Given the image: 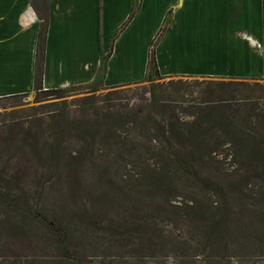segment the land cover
<instances>
[{"label": "rangeland", "instance_id": "374dc122", "mask_svg": "<svg viewBox=\"0 0 264 264\" xmlns=\"http://www.w3.org/2000/svg\"><path fill=\"white\" fill-rule=\"evenodd\" d=\"M170 80L194 97L202 81L158 83ZM55 90L0 100V264H264L263 171L199 168L224 195L185 178L159 189L149 178L167 169L127 142L138 122L110 126L112 113L148 110L146 80ZM96 125L94 137L82 135Z\"/></svg>", "mask_w": 264, "mask_h": 264}, {"label": "crops", "instance_id": "0c3cea01", "mask_svg": "<svg viewBox=\"0 0 264 264\" xmlns=\"http://www.w3.org/2000/svg\"><path fill=\"white\" fill-rule=\"evenodd\" d=\"M33 1L0 0V98L34 90L40 21ZM138 2L122 28L134 0H48L41 88L87 86L101 74L105 88L144 81L151 42L168 13L155 48L160 76L263 79V0Z\"/></svg>", "mask_w": 264, "mask_h": 264}, {"label": "trees", "instance_id": "16d2710c", "mask_svg": "<svg viewBox=\"0 0 264 264\" xmlns=\"http://www.w3.org/2000/svg\"><path fill=\"white\" fill-rule=\"evenodd\" d=\"M47 2L48 0H34L32 3L40 21L33 90L36 92L42 91L40 84L47 27ZM138 10L139 2L122 28L129 24ZM169 22L170 13L151 42L148 53L145 79L150 85L148 110L141 113L143 115L139 118L132 112L126 113L124 117L112 113L109 116L110 126L113 128L118 125H128L130 121L138 122L141 132L127 141L131 146L130 150L134 152L139 149L136 150L139 156L140 154L156 156L163 168L167 169L166 172L150 176L149 181L152 185L159 186L160 189L163 183L167 185L175 179L185 178L204 191L224 195L225 192L219 183L212 177L203 176L198 169L206 165H222L227 162L231 166L246 169L252 173L264 172V82H262L264 79L201 78L202 81L195 92L197 97H194V91L186 89L184 81L170 80L158 83L165 77L158 74L155 48ZM111 52L112 44L103 59L102 70ZM102 77L103 74L92 85L102 84ZM153 82L157 83L153 84ZM114 88L117 87L108 89ZM59 92L62 91L49 90L44 93ZM186 94L191 98L189 101L185 99ZM7 98H0V100ZM99 128L100 125L85 128L86 130H82V135L94 137ZM111 133L115 135V132L110 130L106 132L105 137H110ZM137 145L140 148H137ZM141 149L142 153L139 152ZM57 237L63 252H66L65 235L58 233Z\"/></svg>", "mask_w": 264, "mask_h": 264}]
</instances>
